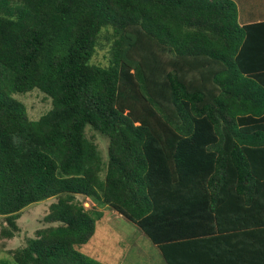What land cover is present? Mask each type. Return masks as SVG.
I'll return each instance as SVG.
<instances>
[{
  "label": "trees",
  "instance_id": "trees-1",
  "mask_svg": "<svg viewBox=\"0 0 264 264\" xmlns=\"http://www.w3.org/2000/svg\"><path fill=\"white\" fill-rule=\"evenodd\" d=\"M254 33L264 0H0L1 237L25 208L58 200L12 262L103 264L79 250L103 213L78 196L161 246L162 186L240 178L244 152L264 144ZM105 47L108 66L94 64ZM36 89L53 107L32 121L14 95ZM87 127L109 140L105 167Z\"/></svg>",
  "mask_w": 264,
  "mask_h": 264
},
{
  "label": "crops",
  "instance_id": "crops-1",
  "mask_svg": "<svg viewBox=\"0 0 264 264\" xmlns=\"http://www.w3.org/2000/svg\"><path fill=\"white\" fill-rule=\"evenodd\" d=\"M252 35L263 54L264 36ZM244 153L240 178L176 182L175 191L156 193L153 230L166 239L162 247L138 228L164 264H264V144Z\"/></svg>",
  "mask_w": 264,
  "mask_h": 264
},
{
  "label": "rangeland",
  "instance_id": "rangeland-1",
  "mask_svg": "<svg viewBox=\"0 0 264 264\" xmlns=\"http://www.w3.org/2000/svg\"><path fill=\"white\" fill-rule=\"evenodd\" d=\"M108 56V47L99 49L93 57V63L106 67L109 64ZM14 97L24 103L32 121L39 120L53 107L52 99L37 89L25 94H16ZM86 136L98 146L105 167L108 161L109 140L90 127L86 129ZM102 177H105V172ZM77 199L87 209L96 207L103 213L102 218L97 221L93 238L79 247L81 253L103 264H164L158 249L153 248L151 241L138 226L120 217L107 206H96L90 199L82 196ZM57 201L56 198H51L25 208L17 221L19 231L11 240L1 237L6 218L0 216V264H15L12 262L13 252L25 247L29 239L36 237L38 230L51 226L44 222V218L50 212L51 205Z\"/></svg>",
  "mask_w": 264,
  "mask_h": 264
}]
</instances>
